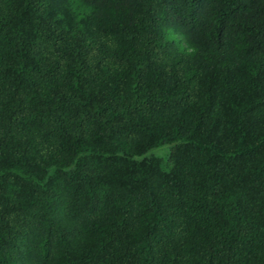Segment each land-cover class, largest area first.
<instances>
[{
  "label": "trees",
  "instance_id": "obj_1",
  "mask_svg": "<svg viewBox=\"0 0 264 264\" xmlns=\"http://www.w3.org/2000/svg\"><path fill=\"white\" fill-rule=\"evenodd\" d=\"M0 264H264V0H0Z\"/></svg>",
  "mask_w": 264,
  "mask_h": 264
},
{
  "label": "rangeland",
  "instance_id": "obj_2",
  "mask_svg": "<svg viewBox=\"0 0 264 264\" xmlns=\"http://www.w3.org/2000/svg\"><path fill=\"white\" fill-rule=\"evenodd\" d=\"M168 147V146H167Z\"/></svg>",
  "mask_w": 264,
  "mask_h": 264
}]
</instances>
